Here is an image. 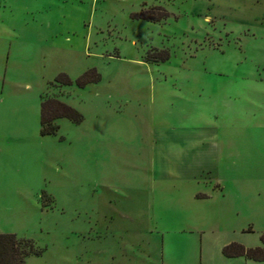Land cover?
I'll use <instances>...</instances> for the list:
<instances>
[{
	"label": "rangeland",
	"instance_id": "1",
	"mask_svg": "<svg viewBox=\"0 0 264 264\" xmlns=\"http://www.w3.org/2000/svg\"><path fill=\"white\" fill-rule=\"evenodd\" d=\"M47 98L82 122L41 136ZM263 232L264 0H0V234L25 264H264L221 255Z\"/></svg>",
	"mask_w": 264,
	"mask_h": 264
},
{
	"label": "trees",
	"instance_id": "2",
	"mask_svg": "<svg viewBox=\"0 0 264 264\" xmlns=\"http://www.w3.org/2000/svg\"><path fill=\"white\" fill-rule=\"evenodd\" d=\"M134 19L157 22L168 16L164 9L155 7L149 10H141L131 14ZM169 59L167 50H152L147 52L146 60L151 62H165ZM99 74L90 69L83 72L75 79V85L83 88L88 84L99 81ZM54 82L68 86L71 85L69 78L59 73ZM57 119H67L71 123L82 122V115L71 106L56 99L47 98L42 100L39 108V134L41 136H53L58 130V125L54 122ZM260 241L264 245V232L260 235ZM42 250L37 249L30 239L18 238L14 234H0V264H25V258L30 255L38 256ZM221 254L226 258L244 257L255 262H264V248H246L237 243H229L221 249Z\"/></svg>",
	"mask_w": 264,
	"mask_h": 264
},
{
	"label": "crops",
	"instance_id": "3",
	"mask_svg": "<svg viewBox=\"0 0 264 264\" xmlns=\"http://www.w3.org/2000/svg\"><path fill=\"white\" fill-rule=\"evenodd\" d=\"M256 3H257V1H256ZM16 127H18V126H16ZM20 127H22V126H20ZM257 127H259V126H257ZM183 130L184 131H188L189 128L188 129L187 128H183ZM177 138L178 139L175 140L174 142L170 141L168 143V141H166L168 143V145L171 147V149L168 148V153L170 152L171 155H181V156H185L187 158L193 157L196 160L197 159L199 160L200 158L203 157L202 156V151H204L203 150L204 142H203L202 138L201 139L195 138L192 141H190L189 144L187 143L186 139L184 140V138H182V137H177ZM168 145H167V147H168ZM261 247L264 248V245L262 243H261ZM246 248H253V247H246ZM224 258H226V257H224ZM226 259L235 260V262H238L239 260H243L245 262H255V261H252V260L245 259L244 257H235V258H226Z\"/></svg>",
	"mask_w": 264,
	"mask_h": 264
}]
</instances>
